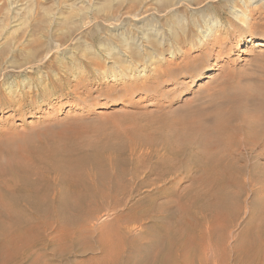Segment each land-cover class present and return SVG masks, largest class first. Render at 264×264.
I'll return each instance as SVG.
<instances>
[{
  "label": "rangeland",
  "instance_id": "rangeland-1",
  "mask_svg": "<svg viewBox=\"0 0 264 264\" xmlns=\"http://www.w3.org/2000/svg\"><path fill=\"white\" fill-rule=\"evenodd\" d=\"M243 1L249 2L248 0H0V143L8 142L9 139V142L17 141L21 144L26 141L30 145H37L47 141L45 136L72 132V138H76L81 143L102 145L108 142L113 146H120L117 147L115 154L119 160V167L112 166L114 163L112 159L116 158L109 156L103 167L102 172L105 176L102 180L105 187L108 185L117 187V197L122 201V204L115 208H112L108 201L96 203L94 210L90 211L89 219L83 224L88 228L86 229L89 237L86 244H79L78 248L76 244L73 246L74 243H69L68 239L55 232L56 229L62 230L59 227L62 223L63 230L69 228L59 220L61 216L56 209L49 211V216L47 215L49 218L43 216L44 219L39 215L40 217L37 216L35 220V217H29L27 214L25 218L28 223L25 226L34 240L37 238L34 236L37 234L35 231L39 233V230L45 228L49 219L51 225L49 229L46 232L40 231V234L43 232L44 238L37 234L43 241L48 240V243L44 244L38 237L39 240L36 241L42 242H34L35 246L31 247L34 249L29 250L32 255H29V258L19 259L17 255L23 252L21 248H16L19 245L14 241H7V244L4 242L6 239L0 236L1 242H4L3 246L5 244L8 246L10 243L12 246L5 248L0 242V259H2L0 264H31L33 261L38 262V259L41 260V264H102L103 252L99 249L98 240L100 235L111 227L117 232L119 230V234L124 233L129 224L131 229L129 238L140 239L144 231L152 230L163 223L180 229L190 236L188 245L192 246L190 251L194 252V257L185 259L180 256L174 264H264V162L257 160L255 165H246L245 167L248 168L243 170L242 175L231 176L235 178V185L228 186L226 192L232 196L236 195V198L231 197L233 198L231 210L221 211L225 214L216 209L214 202L213 195H217L218 185L206 183L205 167L198 163L189 165V171L177 178L174 185L175 196L172 198L174 200L167 205L166 201L169 198L164 196L165 194L150 197L144 189L128 196V171L136 165V160L130 158L128 150L130 146H134L135 134L165 133V128L160 127V121L172 115H155L158 109L151 103L152 99H156L153 95L145 96L138 93L132 96V103H123L124 99L111 100L97 93L99 89L116 87V90H119L120 88L117 87L120 79L111 76L113 65L109 57L114 53L124 54L128 49L134 52L148 50L150 38L155 39V44L157 43L155 48L158 51L152 57L154 59L150 57L156 63L149 65L147 61L148 63L143 65L137 58L141 73L140 75L135 73V76L138 75L141 80H150L155 75L153 69L157 67L161 69L162 65L168 66V64V67H176L185 55L195 56L202 50L207 53L198 58L195 71L199 69L198 74H200L208 69H214L209 74L210 77L205 80H183L184 83L179 86V97L172 94L169 97L164 95V98H159L162 105L166 106L165 108L160 105L158 110L160 112L165 111L169 114L175 112L177 108H181V105H178L181 103L178 101L181 98H191L201 90H204L202 94H205L206 88H203L208 87L209 84L213 86L222 75L227 73L226 70L230 74L232 69L230 76L242 86L264 87L262 27L243 26L229 31L224 29L225 26H229L228 19L240 23L238 18L245 12ZM262 3L263 1L252 0L249 4L252 8ZM210 29L214 32L212 37L209 35ZM251 30L258 40L248 46H242V42ZM173 34H177L176 39ZM216 39H221V44L216 43ZM174 41L182 42V45L179 44L177 49L174 47ZM205 43L207 44L204 45ZM210 43L211 45L208 46ZM89 55L91 58L97 56L95 60L98 61V67L93 65L95 68L92 66L88 70L84 69V63L91 59ZM89 71L99 73L102 82L90 86V91L86 93L88 96L83 94V99L81 97L78 100L71 94L67 95V90L73 92L75 89L76 92L80 86L89 83ZM121 73L133 76L134 71L123 69ZM62 78L64 80L60 87L53 94L50 93L52 87L48 86L47 81ZM170 88V84L162 85L163 90ZM42 89L47 92L46 97L37 96ZM59 90H62V93ZM167 100L172 104H167ZM3 131H6V137ZM2 162H6L4 157ZM44 172L39 178L44 179L46 185L49 180V187L55 189V191L49 189L47 193L50 203L55 207L62 197L59 192L62 193L63 189H68L70 186L55 184L57 183L55 177ZM89 174L91 179L88 178ZM83 179L88 185L93 179L96 181L94 183L99 182L98 173L89 170L85 171ZM53 185L59 188H53ZM46 187L48 189V186ZM238 198L239 201L235 202ZM52 199L55 200L51 201ZM32 217V221H36L33 224ZM4 220L6 217L1 218L3 224ZM90 231H93V234L90 235ZM125 237L128 239V232L125 233ZM259 238L262 241L259 255L244 253V245ZM201 243L210 247L206 258L195 256L197 251L201 253L197 246ZM184 244L185 242L181 241L180 245ZM83 245L91 249L87 250L86 247L84 251ZM13 246L15 251H12ZM71 246L73 248L76 246V249ZM10 250L13 254L16 251L18 254H14L15 256L9 254L12 253Z\"/></svg>",
  "mask_w": 264,
  "mask_h": 264
},
{
  "label": "bare ground",
  "instance_id": "bare-ground-1",
  "mask_svg": "<svg viewBox=\"0 0 264 264\" xmlns=\"http://www.w3.org/2000/svg\"><path fill=\"white\" fill-rule=\"evenodd\" d=\"M248 1L249 2L243 1L242 4L245 12L242 13L239 18L237 17L241 24L232 22V20L228 19L229 26H225V30L229 31L235 28L248 26V28L262 27L264 32V0H258L263 1V3L256 7L253 6L252 8L249 4L252 0ZM250 20H253V22ZM208 21L211 22L210 20ZM210 33L209 35L212 37V33H214L213 30L210 29ZM173 36L175 39L177 38V34H173ZM215 38L217 37L215 36ZM150 40L151 41L148 40V50L134 52L128 49L124 54L114 53L109 57L113 65V74L111 76L120 79V83H117V87L119 86L120 88L116 90V87L109 88L107 86L109 89H99L97 91L99 95H105L111 100L124 99L123 103H132V96L138 93H142L145 96L153 95L156 99H152L151 103L159 110L160 105H162L159 98H164V95L169 97V95L172 94L178 96L180 94L179 86L184 83L183 80H205L209 78V74L214 71V69H208L200 74H198L199 69L195 71L198 58L207 53L200 49L201 52L195 56H191L190 54L185 55L182 60H180L181 62L176 64V67H168L169 64L168 66L162 65L161 69H158V67L157 69H153L155 75L153 74L154 76L150 80H141L138 78L141 70L138 68L137 58L142 61L143 65L148 62L149 65L156 63L152 61V59H154L152 57H154L155 52L158 51L155 48L157 43L155 44L156 40L153 38H150ZM220 40L221 39H216L215 42L220 43ZM257 40V36H255L253 30H251L250 34L241 45L248 46ZM174 42L175 48H177L179 44L182 45V42ZM184 44L185 43H183V45ZM206 44L207 43L204 45ZM210 45L211 43L208 44V46ZM111 51L113 52V50ZM239 51L243 50L239 49ZM215 54L220 55L219 53ZM99 56L100 55H98V57ZM95 58L92 57L85 62L84 69H90L93 65L97 66L98 61L95 60ZM215 65H217V63ZM123 69H128L130 72L134 71L132 74L133 76L126 73L122 74L121 71ZM231 71L233 70L231 69ZM231 71L229 74L228 70H226L228 75H226L227 73L225 74L226 76L222 75L213 86L207 84L209 88L207 86L203 88H206L205 94H202L204 90H201L191 98H181L178 100L181 102L178 104L181 105V108H177L175 112L169 114L164 110V112L157 110L155 115H172L169 118L166 116L160 121V127L162 129L165 128V133L156 132L152 133V135L135 134L136 136L133 139L134 146H130L128 150L130 158L136 160V165L134 164L135 166L133 169L130 168L128 171V196L133 192L144 189L146 194L150 197H153V195L165 194L164 196L170 199L166 201L167 205L168 202H173L174 200L172 198L175 196L174 185L177 178L189 171V165H196L198 163L203 164L205 167L204 179H206V183L216 184L218 185L217 187H219L216 192L217 195H213L215 196L214 202L217 206V208H215L221 212L233 207L231 200L233 198L231 197L235 196L234 198H236V195H234L235 192L233 193L234 196L226 192L228 186H232L235 183V178L233 179L231 176L233 174L235 176V174L243 173V170H247L248 168L245 167L246 165H255L257 160L264 162V87L242 86L237 80L233 79V76H230L232 75ZM93 72L89 71V83L79 88L76 87L79 89H77L76 92L75 89L73 92L67 90L66 94H71L75 99L79 100L83 94L90 91V86L96 85L97 82L101 83L102 78L100 74ZM135 73L138 74L137 77ZM63 80V78L60 80H48V86L52 87V91L50 90L49 92L53 94L56 89L60 87ZM163 84H170L171 88L169 90H163ZM261 85L260 83V86ZM59 91L62 93V90ZM37 96L46 97L47 92L42 89L38 92ZM85 96L88 95L86 94ZM167 104L170 105L172 103L168 101ZM3 133L6 134V131H3ZM6 136L7 134L4 137ZM72 136V132H60L56 136H45L47 141L44 142L41 140L42 142L39 141L40 144L37 145H30V143L26 141L21 144L17 141L9 142V139L8 142L0 143V236L6 239V241H4L5 243H7V241H14L16 245H19L16 246V248H21L23 252L21 254H18L17 251L14 253L15 255L18 254L17 257H19V259L24 257L29 258V255H32L29 253V250L34 249H31V247L36 244L34 242L51 226L49 225L50 221L48 219V223H45V228L41 229V227H39V229H41H38L39 233L35 231V234H40V231L43 232L39 236H37V234L34 235L37 237H35L36 239L34 240L33 237L29 235L28 228H26L28 221L25 217L27 214L29 217H35V220H37V216L46 217L49 211L51 212L53 208L56 209V212L61 216L63 221L61 219L59 220L64 222L67 225L66 227L69 228L63 230L64 227H62V223L59 225L62 230L56 229L55 232L68 239L69 243H74L73 246L76 244L78 248L79 244H86V240L89 237L88 228L86 227V229L83 224L89 219L90 211L96 203L98 201H108L112 208L122 204V201L117 197V187L109 185L105 187L102 180L105 176L102 172L105 162L110 158L109 156L116 158L115 154L117 153V147L120 146H113L108 142L102 143V145H95L87 142L81 143L76 138H72ZM3 157L6 159L5 163L2 162ZM112 160L114 161L112 166L116 168L119 167V160L117 158ZM241 163L242 165H240ZM252 168H255V166H252ZM86 170L98 173L99 182L94 183L96 181H93V179L92 182L88 181L90 185L85 183L83 177ZM43 171H45V174L47 173L55 177L57 182L55 184H59V186H66L69 184L70 186L68 189H63L62 193H60L61 191L59 192V194H62V197L61 199L59 198L60 202L57 200L59 203L56 204L57 206L55 207L50 203L47 195L49 189L54 191L55 189L49 187L48 179H45L48 180L46 185V181H44V179L40 180L39 178ZM90 175L91 174L88 175V178L91 177ZM252 176L253 175H251V177ZM33 177L36 178L32 179ZM237 182L238 181H236V183ZM54 185L53 188L58 187H54ZM46 186H48V189ZM49 198H51V196ZM229 198L231 201L228 200ZM54 200L52 199L51 201ZM238 201L239 198L238 200L236 199L235 202ZM221 213L225 214V212ZM3 217H6L4 224L3 221H1ZM45 221L46 220H44V222ZM34 222L36 221H32L31 223L33 224ZM31 223H29V225H31ZM40 223L41 225H39L42 226V222ZM31 226L33 227V225ZM118 232L111 227L107 232L100 235L98 243L100 245L99 249L103 252L104 262L102 264H174L180 256L185 259L194 257V252L190 251L192 246L188 245L190 236L184 231L173 228L167 223H163L152 230L144 231L140 239L129 238V234L131 233L129 224L128 229H126L124 233L120 232L122 235L120 233L119 235ZM127 232L128 239L126 237L124 238ZM91 234H93V231H90V235ZM42 238L44 237L42 236ZM42 238L40 239L43 241ZM261 238L257 241L253 240V242H251L252 240L248 241L250 243L247 242V245H244V253H255V255H259V252H261L260 245L262 244ZM45 240L43 241L44 244L48 241ZM181 241L185 242L183 246L180 245ZM4 242L2 241L1 245L2 243L4 244ZM12 244L14 243L12 242ZM9 246H11V243L8 246L6 244L4 246L2 245V247L5 248ZM73 246L71 247L73 248ZM197 246L201 250V253L197 251L198 253L196 252L195 256L198 258L201 256L206 258L205 256L208 254L210 247L204 243ZM83 247L85 246L83 245ZM86 247L83 248L84 251ZM87 248V250H89L90 247ZM73 249H76V246ZM81 249L82 248L79 250L81 251ZM13 250L15 251L14 246L12 251ZM9 254H13V252H9ZM4 255L6 257V252ZM24 259L23 262L25 261ZM11 260H13V258H11ZM0 261H2V259H0ZM31 264H41V260L38 259V262L33 261Z\"/></svg>",
  "mask_w": 264,
  "mask_h": 264
}]
</instances>
